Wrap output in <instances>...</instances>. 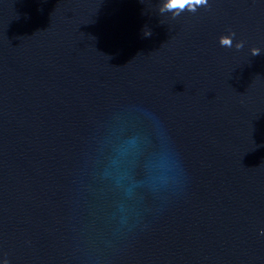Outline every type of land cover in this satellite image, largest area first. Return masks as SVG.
<instances>
[{
	"label": "water",
	"instance_id": "obj_1",
	"mask_svg": "<svg viewBox=\"0 0 264 264\" xmlns=\"http://www.w3.org/2000/svg\"><path fill=\"white\" fill-rule=\"evenodd\" d=\"M161 3L0 0V264H264V0Z\"/></svg>",
	"mask_w": 264,
	"mask_h": 264
},
{
	"label": "clouds",
	"instance_id": "obj_2",
	"mask_svg": "<svg viewBox=\"0 0 264 264\" xmlns=\"http://www.w3.org/2000/svg\"><path fill=\"white\" fill-rule=\"evenodd\" d=\"M208 8L209 0H162V3L159 7L160 15H165L166 13H171L172 17L175 19L179 17L181 13L185 10L188 12L195 13L198 11L199 8ZM144 37H151L152 31L147 33H143ZM235 32H231L229 35L222 36L220 38V45L222 47L232 48L233 47V40L235 38ZM244 47V42H238L235 44V48L237 50H241ZM252 56H259L261 55V50L259 48H253L251 50ZM260 235L264 236V229H261ZM3 264H9L7 259L4 260Z\"/></svg>",
	"mask_w": 264,
	"mask_h": 264
}]
</instances>
